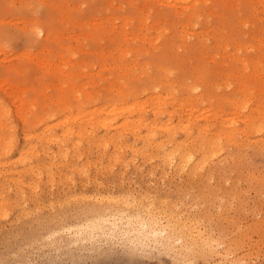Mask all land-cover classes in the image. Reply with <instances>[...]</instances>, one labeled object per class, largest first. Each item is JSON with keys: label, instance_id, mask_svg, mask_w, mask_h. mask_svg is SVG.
Wrapping results in <instances>:
<instances>
[{"label": "rangeland", "instance_id": "1", "mask_svg": "<svg viewBox=\"0 0 264 264\" xmlns=\"http://www.w3.org/2000/svg\"><path fill=\"white\" fill-rule=\"evenodd\" d=\"M30 4L46 5L43 15H34ZM38 25L42 35L34 33ZM263 46L259 0H0V264H175L184 259L204 264L198 253L212 240L227 244L210 257L216 264H264V114L254 109L264 105ZM47 60L54 63L49 66ZM241 83L253 89L243 92ZM118 86L125 90L117 92ZM18 87L25 106L14 96ZM158 93L162 102L150 100L145 115L152 123L173 120L175 139L153 124L159 137L146 143L145 127H136L135 134L115 127L116 121L104 129L88 114L76 116ZM245 93L249 98L238 109L229 102ZM173 97L193 98L200 109L195 114L221 106L238 118L235 138L226 142L222 137L213 166L209 160L196 174L161 160L157 140H164L168 150L177 142L193 145L198 124H222L214 116L195 118L192 136L185 137L182 126L190 121L189 112ZM162 106L175 113H156ZM242 112L258 116L261 128L256 122L243 131ZM109 131L119 132L122 140H109ZM191 150L197 160L199 152ZM104 214L120 219L117 232L127 234L155 216L175 227L174 238L181 232L184 237L174 255H133L119 245L114 249L106 232L87 226ZM105 227L107 232L114 228ZM127 238L137 237L128 233Z\"/></svg>", "mask_w": 264, "mask_h": 264}, {"label": "bare ground", "instance_id": "2", "mask_svg": "<svg viewBox=\"0 0 264 264\" xmlns=\"http://www.w3.org/2000/svg\"><path fill=\"white\" fill-rule=\"evenodd\" d=\"M178 1V0H177ZM179 1H181V0H179ZM186 1V0H185ZM261 3H263L264 4V0H259ZM189 3H190V1H188ZM187 2V3H188ZM180 3V2H179ZM196 3V2H195ZM174 4V3H173ZM175 4H176V2H175ZM172 5V4H171ZM174 7V6H173ZM178 7V6H177ZM189 7H190V5L189 6H187V8L189 9ZM180 10V9H179ZM178 10V11H179ZM184 10H185V8H184ZM186 11V10H185ZM190 14L192 13V11H190L189 12ZM187 15V14H186ZM186 17V16H185ZM187 22H190V21H187ZM42 25V24H41ZM41 25H38V27L40 28V30L41 31H44V29L42 28V26ZM127 25V23H125V26ZM163 25V24H162ZM184 27V26H183ZM123 28V27H122ZM128 28H130V27H128ZM35 33V32H34ZM162 33V32H161ZM192 33V32H191ZM197 33V32H196ZM140 34V33H139ZM199 34V33H198ZM123 37H125V36H123ZM200 37V36H199ZM147 39V38H146ZM124 47V46H123ZM264 47V46H263ZM119 48H121V47H119ZM126 52V51H125ZM119 53V52H118ZM124 53V52H123ZM129 54V53H128ZM58 55V54H57ZM111 55V54H110ZM119 55V54H118ZM65 56H67V55H65ZM120 56V55H119ZM62 57V56H61ZM133 59H136V58H133ZM61 60V59H60ZM71 60V59H70ZM39 61V60H38ZM41 61V60H40ZM45 61V60H44ZM44 61H42L43 63H44ZM48 61V64H49V66H51L53 63L52 62H50L49 60H47ZM52 61V60H51ZM62 61V60H61ZM118 61V60H117ZM121 61V60H120ZM131 61H132V59H131ZM68 62V61H67ZM115 62V61H114ZM126 62V61H125ZM129 62V61H128ZM46 63V62H45ZM105 63H106V61H105ZM118 63V62H117ZM120 63H122V62H120ZM119 63V64H120ZM123 63H124V61H123ZM141 63V62H140ZM127 64V63H126ZM129 64V63H128ZM128 64H127V66H128ZM132 64V63H131ZM142 64V63H141ZM253 67H254V69H258V63L257 62H254L253 61ZM46 65V64H45ZM58 65V64H57ZM113 65V64H112ZM116 65H118V64H116ZM122 65H124V64H121V66ZM140 65V64H139ZM38 66V65H37ZM143 66H144V64H143ZM56 67V66H55ZM54 67V68H55ZM110 67V66H109ZM145 67V66H144ZM53 68V69H54ZM65 68V67H64ZM103 68V67H102ZM122 68V67H121ZM146 68V67H145ZM144 68V69H145ZM169 68V67H168ZM52 69V68H51ZM136 69V68H135ZM134 69V70H135ZM141 70H142V68H140ZM148 69V68H147ZM66 70V69H65ZM64 70V71H65ZM121 70V69H120ZM164 70H165V67H164ZM163 70V71H164ZM50 71V70H49ZM146 72V71H145ZM144 72V73H145ZM237 72V71H236ZM241 72H243V71H241ZM139 73V72H138ZM141 73V72H140ZM246 73V72H245ZM52 74H53V72H52ZM240 74H242V73H240ZM244 74V73H243ZM246 74H248V72L246 73ZM227 75V74H226ZM249 76H250V74H248ZM63 76V75H62ZM114 76H116V75H114ZM228 77H231L232 76V73H229L228 75H227ZM113 77V76H112ZM129 77V76H128ZM227 77V78H228ZM130 78V77H129ZM165 78H167L166 76H165ZM171 78V77H170ZM169 78V79H170ZM199 78V77H198ZM168 79V80H169ZM162 80V79H161ZM173 80H175V79H173ZM219 80V79H218ZM163 82H164V79L162 80ZM161 81V82H162ZM176 81V80H175ZM177 81H179V80H177ZM214 82V81H213ZM229 82V81H228ZM169 83V82H168ZM178 83V82H177ZM190 83V82H189ZM51 84V83H50ZM55 84H56V82H55ZM58 84H60V83H58ZM86 84V83H85ZM119 84H120V82H119ZM122 84H123V82H122ZM187 84V83H186ZM104 85V84H103ZM114 85V84H113ZM181 85V84H180ZM109 86H112V85H109ZM116 86V84L114 85V87ZM172 86V85H171ZM186 86H188V85H186ZM241 86L243 87V89H242V91L244 90L245 92H247L248 90H252L253 89V87L252 88H250L249 87V85L248 84H246V83H241ZM251 86V85H250ZM11 87H14L13 85H11ZM76 87V86H75ZM89 87V86H88ZM101 87H102V85H101ZM108 87V86H107ZM192 87V86H191ZM80 88V87H79ZM143 88H144V86H143ZM195 88H196V86H195ZM258 88V87H257ZM257 88L255 89L256 91H257ZM261 88V87H260ZM262 88H263V86H262ZM261 88V89H262ZM15 90H13L15 93H17V94H15L14 92V96L16 97V95H17V97H19V98H17V99H19L20 101H23V102H21L20 103V105L21 106H23V104H24V106H25V103H24V100H23V97L22 96H20L19 95V93H18V91L20 92L21 91V89H19V87L18 88H14ZM89 89V88H88ZM99 89H101V88H99ZM116 89V91L118 92H123L124 90H125V87L124 86H118V87H116L115 88ZM82 91V90H81ZM154 91V90H153ZM152 91V92H153ZM193 91V90H192ZM243 91V92H244ZM12 92V91H11ZM83 92V91H82ZM149 92V91H148ZM151 92V91H150ZM160 92V91H159ZM165 91H163V93H164ZM84 93V92H83ZM162 93V94H163ZM167 93H168V91H167ZM166 93V94H167ZM85 94V93H84ZM91 94V93H90ZM148 94V93H147ZM146 94V95H147ZM161 94V95H162ZM172 94V93H171ZM246 94V93H245ZM64 95V94H63ZM88 95V94H87ZM144 95V94H143ZM159 93L158 94H155V95H150V96H147V97H140V96H135L134 98H132V99H130V100H125V101H123L122 103H118L117 101V103L115 102L114 104H110V105H105L104 107H101V108H97L96 106V108H94L93 107V109H91L90 111H88V112H84L83 113V111L81 110L80 112L81 113H78V114H76V116H77V118H80V117H84L85 115L87 116V114L90 116V119L91 120H95V122H97V121H99L100 123H101V125H102V127L105 129H108L109 127H111L113 124H114V122L116 121L117 122V126H115V127H122L123 129H126L127 130V128L128 129H130V130H133V132L136 134V132H135V128L136 127H139V126H142V127H145V133L144 134H142V137H143V139H144V141L147 143H153L154 141H156V139L159 137L158 136V134L156 133V131L154 130V127L152 126L153 124H155L157 127H160L162 130H163V132L164 131H166L167 132V138H170V139H175L176 137H175V135L177 134L176 132H177V130H176V125H173L172 123H173V120H172V122H170L171 121V119H168V120H170L169 122H165L164 121V124H163V122H162V124H161V122H158V123H152L150 120H149V118L145 115V112H144V110H146L147 108H146V106L148 105V102L150 101V100H155V97H159L158 98V102L159 101H161L160 100V98L162 97ZM174 95V94H173ZM172 95V96H173ZM185 95V94H184ZM184 95H183V97H184ZM188 95H189V93H188ZM191 95V94H190ZM193 95H195V94H193ZM193 95H191V96H193ZM62 96V95H61ZM172 96H171V98H172ZM186 96V95H185ZM224 96V95H223ZM63 97V96H62ZM130 97V96H129ZM129 97H125V98H129ZM131 97H133V96H131ZM164 97V96H163ZM168 97H170V96H168ZM180 97H181V95H180ZM188 97V96H187ZM223 100L224 99H227L228 97H222V95L220 96ZM254 97V96H253ZM179 98V97H178ZM178 98H175V97H173V99H175L173 102H178L181 106H179V107H181L183 110H185V112L186 111H188L189 112V114H186V115H188V116H190V121H188L184 126H182V128L184 129V133L186 134V136L185 137H187V138H189L190 136H192V131H191V123L193 122V119H197V118H205V119H209V117L210 116H214V117H216V119L218 120V118H220V123L222 124V126L221 125H219V126H217V125H215V126H213L212 128H211V126H209V123H202V122H199V123H202V124H198V132L196 133V132H194V134L196 133V136H197V138L194 140L193 139V145H191V144H188V143H184L183 141L182 142H177V144L175 145V144H173V146L171 147V149H167V148H165V145H164V140H162V141H158L157 140V142H156V149L157 150H160L161 151V155H160V158H161V160H164V162L165 161H169V163H172V164H175V168H178V169H181V170H186V169H189L190 170V172L191 173H193V174H196L197 173V171L200 169V168H204L206 165H207V163H209L208 161L210 160V162H211V164H212V166H213V160H215L214 158L217 156L216 154L219 152V150H221L222 149V146H223V139H222V137L223 138H225V141L226 142H228V141H230L231 140V138L232 137H234L232 134H233V125H234V123L235 122H237V117L236 116H230V115H228V114H225V112H222L221 110V106H219V108H216V107H214V108H209V109H205L204 111H202L201 113H199V114H195V112H196V110L197 109H199V108H197L196 106H195V104L192 102V100H193V98H191V99H189V98H186V99H181V100H179ZM221 98H219V99H221ZM247 98H249L248 96H247V94L244 96V97H242V98H238V99H231V97H230V100H229V102H232V100H233V102L235 103V105H234V107L236 106L237 107V109H238V107H241L242 105H243V103L244 102H246V99ZM251 98V97H250ZM55 99V98H54ZM188 99H189V101H188ZM221 99V100H222ZM65 100V99H64ZM63 100V101H64ZM254 100V99H253ZM53 101V100H52ZM220 101V100H219ZM162 102V101H161ZM188 102H190V103H188ZM255 102V101H254ZM33 103V102H32ZM65 103V102H64ZM112 103V102H111ZM164 103V102H163ZM162 103V104H163ZM177 103V104H178ZM149 104H151V103H149ZM157 104V103H156ZM159 104V103H158ZM260 104V105H259ZM257 103L256 104V106L254 107V109L256 110V112H258L257 114L260 116V115H262L263 116V114H264V105H262L261 103ZM97 105V104H96ZM160 105H161V103H160ZM175 105V104H174ZM149 106V105H148ZM204 106V105H203ZM233 107V108H234ZM146 108V109H145ZM253 108V107H252ZM179 109V108H178ZM182 109H180V110H182ZM231 109V108H230ZM250 109V108H249ZM155 110V109H154ZM170 110V109H169ZM174 110V109H173ZM182 110V111H183ZM240 110H242V109H240ZM239 110V111H240ZM167 111V109H165V108H163V106L162 107H159L155 112L157 113V112H159V113H162V112H166ZM175 111V110H174ZM173 111V112H174ZM199 111H200V109H199ZM198 111V112H199ZM221 111V112H220ZM235 111V110H234ZM237 111V110H236ZM235 111V112H236ZM170 115H172V111L170 112V111H167ZM238 112V111H237ZM244 112V111H243ZM243 112L241 113V117H242V122L244 123V127H243V131H246V129L249 127L250 128V125H252V124H250V123H256L257 122V125H256V127L258 128V129H260L261 128V126L260 125H258V121H259V118H258V116L257 117H255V116H253V114H248V115H246V114H243ZM175 113V112H174ZM239 113V112H238ZM246 113V112H245ZM64 114V113H63ZM101 114H105V117H102V115ZM169 114H168V116H169ZM178 114V113H177ZM235 114V113H234ZM99 115H101V117L99 116ZM113 115V116H112ZM163 115V114H162ZM238 115V114H237ZM256 115V114H255ZM174 116V115H173ZM183 117H184V115H182ZM182 116H181V119H182ZM120 117H122V120H119V118ZM170 117V116H169ZM68 118V117H67ZM77 118H76V120H77ZM155 119H156V117H154ZM159 118V117H158ZM186 118V117H185ZM5 119V118H4ZM121 119V118H120ZM165 119V118H164ZM163 119V120H164ZM176 119V118H175ZM174 119V120H175ZM187 120H188V117L186 118ZM195 119V120H196ZM215 119V118H214ZM25 120V119H24ZM73 120H75V119H73ZM158 120V119H157ZM162 120V119H161ZM167 120V119H166ZM184 120V119H183ZM241 120V119H240ZM3 121V120H2ZM159 121V120H158ZM180 121V120H179ZM205 120H203V122H204ZM48 122V121H47ZM182 122V121H181ZM185 122V121H184ZM183 122V123H184ZM194 122H196V121H194ZM49 123V122H48ZM160 123V124H159ZM178 123V122H177ZM56 124V123H55ZM250 124V125H249ZM178 125V124H177ZM255 125V124H254ZM52 126V125H51ZM113 126V127H114ZM243 126V125H242ZM241 126V127H242ZM112 127V128H113ZM196 127V126H195ZM235 127V126H234ZM48 128H50V127H47V129ZM77 128V127H76ZM140 128V127H139ZM178 128H179V126H178ZM181 128V127H180ZM179 128V129H180ZM181 128V129H182ZM236 128H237V126H236ZM253 128V127H252ZM85 129V128H84ZM138 129V128H137ZM94 130V129H93ZM113 130V129H112ZM115 130V129H114ZM118 130V129H117ZM122 130V129H121ZM193 130V129H192ZM236 130H238V129H236ZM235 130V131H236ZM240 130V129H239ZM241 130V131H242ZM48 131V130H47ZM72 131V130H71ZM84 131V130H83ZM83 131H82V134H83ZM95 131V130H94ZM94 131H93V133H94ZM120 131V130H119ZM124 131V130H123ZM128 131V130H127ZM126 131V132H127ZM197 131V130H196ZM252 130H250V132H251ZM43 132V131H42ZM42 132H38L39 133V135L42 133ZM70 132V131H69ZM91 132V131H90ZM109 132H111L112 133V131H109ZM121 132V131H120ZM142 132V131H141ZM158 132V131H157ZM203 132H205V133H207V134H210V136H207V135H204V136H202L201 134L203 133ZM79 133V132H78ZM119 133V132H118ZM114 134V133H112L111 134V136H110V138H109V140H112V141H118V140H122V138H121V134L119 133V134ZM133 133V134H134ZM140 133V132H139ZM162 133V132H161ZM205 133H203V134H205ZM238 133V132H237ZM246 133H247V131H246ZM48 134V133H47ZM81 134V133H80ZM110 134V133H109ZM38 135V134H37ZM44 135V134H43ZM95 135V134H94ZM107 135H108V133H107ZM244 135V134H243ZM28 136V135H27ZM87 136V135H86ZM100 136V135H99ZM106 136V135H105ZM135 136V135H134ZM166 136V135H165ZM237 136V135H236ZM245 136V135H244ZM256 136V135H255ZM93 137H95V136H93ZM141 137V138H142ZM164 137V136H163ZM184 137V136H183ZM247 137V136H246ZM50 138V137H49ZM103 138H104V136H103ZM103 138H102V140H103ZM165 139H167L166 137H164ZM163 138V139H164ZM235 138V137H234ZM238 138V137H237ZM58 139V138H57ZM99 140H100V138H98ZM97 139V140H98ZM178 139V138H177ZM197 139H199V140H197ZM222 139V140H221ZM241 139V138H240ZM261 139V138H260ZM75 140V139H74ZM84 140H85V138H84ZM91 140V139H90ZM98 140V141H99ZM106 140H107V138H106ZM73 141V140H72ZM76 141V140H75ZM173 141V140H172ZM35 142V141H34ZM119 142V141H118ZM238 142V141H237ZM236 142V143H237ZM243 142V141H242ZM38 143V142H37ZM123 143V142H122ZM155 143V142H154ZM240 143H241V141H240ZM57 144V143H56ZM91 144V143H90ZM101 144V143H100ZM108 143L106 142V145H107ZM245 145V143H241V145ZM43 145V144H42ZM103 145H105V144H103ZM123 145V144H122ZM121 145V146H122ZM128 145H130V144H128ZM133 145V144H132ZM142 145V144H141ZM60 146V145H59ZM81 146V145H80ZM117 146V145H116ZM119 146V145H118ZM120 146V147H121ZM124 146V145H123ZM134 146V145H133ZM62 147V146H61ZM106 147V146H105ZM104 147V148H105ZM136 147V146H135ZM236 147V146H235ZM242 147V146H241ZM119 148V147H118ZM144 148H146V147H144ZM169 148V147H168ZM82 149V148H81ZM88 149V148H87ZM116 149V148H115ZM121 149V148H120ZM140 149V148H139ZM139 149H137V151L139 150ZM191 149H194L195 151H198L199 152V156H198V159L197 160H195V153L194 152H192V150ZM35 150V149H34ZM59 150H61V149H59ZM84 150H85V148H84ZM135 150V149H134ZM145 150L146 149H144V153H145ZM47 151V150H46ZM119 151V150H118ZM133 151V150H132ZM152 151V150H151ZM155 151V150H154ZM222 151V150H221ZM38 152V151H37ZM64 152V151H63ZM114 152V151H113ZM117 152V151H116ZM120 153V152H119ZM141 153H142V151H141ZM149 153V152H148ZM155 153V152H154ZM150 154H153V152L152 153H150ZM241 154V153H240ZM47 155V154H46ZM54 155V154H53ZM147 155V154H146ZM198 155V154H197ZM219 155V154H218ZM236 155V154H235ZM235 155H233V156H235ZM119 156H120V154H119ZM155 155H153V157H154ZM229 156V155H228ZM232 156V155H231ZM241 156H243V154L241 155ZM72 157V156H71ZM156 157V156H155ZM119 158V157H118ZM227 158V157H226ZM233 158V157H232ZM241 159V158H240ZM90 160V159H89ZM160 160V161H161ZM219 161V160H218ZM222 161V160H221ZM1 162V161H0ZM163 162V163H164ZM62 163V162H61ZM88 163H90V162H88ZM162 163V162H161ZM166 163V162H165ZM172 164H169V165H172ZM209 165V164H208ZM46 167V166H45ZM50 167V166H49ZM76 168V167H75ZM212 167H207L206 169H211ZM165 169V168H164ZM205 169V168H204ZM203 169V170H204ZM214 169V168H213ZM163 170V169H162ZM202 170V171H203ZM45 171H46V169H45ZM187 171V170H186ZM53 172V171H52ZM179 172H180V170H179ZM188 172V171H187ZM81 173V172H80ZM178 173V172H177ZM202 173V172H201ZM200 173V174H201ZM209 173H211V172H209ZM203 174V173H202ZM197 175H199V174H197ZM89 176V175H88ZM206 176V175H205ZM195 177V176H194ZM209 178V177H208ZM207 178V179H208ZM232 178V177H231ZM15 179V178H14ZM30 180V179H29ZM8 181V180H7ZM14 182V181H13ZM53 183V182H52ZM2 184V183H1ZM5 186V185H4ZM5 188V187H4ZM21 190V189H20ZM2 192V191H1ZM20 194H21V192H20ZM1 196V195H0ZM22 196H23V194H22ZM58 196V195H57ZM2 197H4V196H2ZM1 197V198H2ZM7 197V196H6ZM18 197V196H17ZM5 198V197H4ZM3 198V199H4ZM2 199V200H3ZM53 200V199H52ZM55 200V199H54ZM14 203V202H13ZM26 205H27V203H26ZM42 208V207H41ZM51 208V207H50ZM100 208L101 207H99L98 208V210H100ZM33 210H35V209H33ZM151 210V209H150ZM163 211V210H162ZM150 212V211H149ZM121 213V212H120ZM154 213V212H153ZM113 214V213H112ZM138 214V213H137ZM148 214V213H147ZM158 214V213H157ZM156 214V215H157ZM118 215V214H117ZM125 215V214H124ZM128 215V214H127ZM130 216V215H129ZM163 215H161L160 217H162ZM166 216V215H165ZM119 217V216H118ZM18 218V217H17ZM127 218V217H126ZM159 218V217H158ZM170 218H172V217H170ZM119 218H117V217H115V218H109L107 215H102V216H98L97 217V219L96 220H93V218L90 220L91 222H87V223H89V224H87V226H90L91 227V229L93 230V229H96L97 230V232H102V231H100V228L101 227H105V226H109L110 228H111V226H113V227H117V229H119L120 227H121V225H119V221H117ZM123 219V218H122ZM162 219V218H161ZM169 219V218H168ZM167 219V220H168ZM88 220V219H87ZM120 220V219H119ZM141 220V219H140ZM150 220H151V223H148V221H142V223H141V227L140 228H138V227H136V226H133L132 227V229L133 230H131V231H129L128 233H131L133 236H135V237H137L138 238V235L140 236V233L143 231V225H144V223H147V225H148V228L151 230V229H156V230H163V229H165L166 227H167V229H168V232H169V234L170 235H172L173 236V234H174V232L176 231L175 230V227L173 228V227H171V225L172 224H170L169 222L168 223H163V222H160V220H158L155 216L153 217V216H150ZM163 220H165V219H163ZM175 220H176V218H175ZM174 220V221H175ZM20 221V220H19ZM130 221H132L131 219H130ZM169 221V220H168ZM170 221H172V219L170 220ZM141 222V221H140ZM139 222V223H140ZM167 222V221H166ZM184 223V222H183ZM129 224V223H128ZM187 223L185 222V225H186ZM3 225V224H2ZM81 225V224H80ZM177 225V224H176ZM179 225L181 226V223H179ZM178 225V226H179ZM183 225V224H182ZM179 226V227H180ZM187 226V225H186ZM192 226V225H191ZM178 227V228H179ZM183 227V226H182ZM188 227V226H187ZM72 227H69V229H71ZM85 228V227H84ZM186 228V227H185ZM189 228H191V227H188L187 229H189ZM104 229H106V227L104 228ZM80 231H82L83 232V228H80L79 229ZM180 230V229H179ZM184 230V229H183ZM193 230V229H192ZM78 231V230H77ZM188 231V230H187ZM190 231V230H189ZM188 231V232H189ZM195 231V230H194ZM194 231H193V233H194ZM198 231V230H197ZM196 231V232H197ZM105 232V231H104ZM177 232V231H176ZM178 232H181V231H178ZM188 232L186 233V234H188ZM192 232V231H191ZM91 233V232H90ZM127 233V234H128ZM201 232L200 231H198L197 232V234H200ZM176 235V233L174 234V236ZM194 236V235H193ZM202 236V235H201ZM183 237H184V234H182V232L180 233V235H179V237L177 238L178 240H182L183 239ZM186 237H187V235H186ZM176 239V238H175ZM187 239V238H186ZM189 243H190V241H188ZM196 242V241H195ZM184 243V242H183ZM184 245V244H183ZM187 245V244H186ZM188 246V245H187ZM176 248V247H175Z\"/></svg>", "mask_w": 264, "mask_h": 264}, {"label": "snow or ice", "instance_id": "3", "mask_svg": "<svg viewBox=\"0 0 264 264\" xmlns=\"http://www.w3.org/2000/svg\"><path fill=\"white\" fill-rule=\"evenodd\" d=\"M27 8L32 11L36 16H42L46 8L44 4H30L27 5ZM36 34L42 35V32L39 27L34 28ZM139 219V217H138ZM100 231H105L106 235L109 237L107 241L110 243L113 248L117 245L124 248L126 251L133 255H141L146 257L154 256L156 253L163 255H174L178 249L175 248V245L181 244L182 241L175 239L174 236L170 235L167 227L163 230L149 229L147 223L143 225V231L140 233L139 238H134L129 240L126 233L117 232L115 227L111 232H107L103 227L100 228ZM221 237L224 240H227L228 237L224 236V233L221 232ZM95 239V237H94ZM175 241V243H173ZM105 242H101V247ZM227 247L226 243H221L220 240H212L211 244H205L203 250L198 253L205 257L204 264H216V261L210 257L215 256L217 252L222 251ZM191 251V249H189ZM133 264H167L166 261L160 260L156 261H136ZM175 264H198L195 259H184L182 261L177 260ZM220 264H229L228 261L221 260ZM232 264H243L242 261H234Z\"/></svg>", "mask_w": 264, "mask_h": 264}]
</instances>
